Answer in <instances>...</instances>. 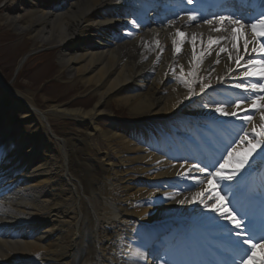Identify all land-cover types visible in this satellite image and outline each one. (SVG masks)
Wrapping results in <instances>:
<instances>
[{"label":"bare ground","instance_id":"1","mask_svg":"<svg viewBox=\"0 0 264 264\" xmlns=\"http://www.w3.org/2000/svg\"><path fill=\"white\" fill-rule=\"evenodd\" d=\"M50 1L63 5V0H8L0 8L6 11L2 21L28 36L35 49L55 50L58 78L81 84L96 101L89 109L75 107V100L51 101L41 108L30 92L15 89L0 74V113L10 101V113L22 111L15 115L29 122L28 131L14 125L10 116L0 125V192L21 179L30 189L27 196L3 202L9 209H0V264H130L137 246L128 237L138 223L175 217L215 222L216 216L202 206L180 203L191 198L192 182L179 188L160 183V178H181L188 168L133 147L121 133L128 128L114 122L108 105L161 120L182 111L205 131L222 118L210 110L214 103L208 96L215 98L217 87L237 82L233 77L242 71L236 69V50L231 61L227 53L217 55L221 47L233 49L225 44L208 55V37L196 35L200 67L191 77L188 73L196 67L193 35L179 39L170 30L116 42L106 36L113 24L104 14L122 1L69 0L65 12L49 13L44 5ZM174 40L182 41L180 52L174 51ZM181 67L185 80L192 81V95L181 79ZM218 77L224 78L223 85ZM201 81L212 84L207 93L201 92ZM208 103L209 108L202 106ZM249 104L241 109H250ZM61 120L73 122V128L55 131L52 123ZM253 123L260 125V113ZM137 179L140 184L135 185ZM6 230L12 231V239L4 237ZM18 232L20 237L13 240Z\"/></svg>","mask_w":264,"mask_h":264},{"label":"snow or ice","instance_id":"2","mask_svg":"<svg viewBox=\"0 0 264 264\" xmlns=\"http://www.w3.org/2000/svg\"><path fill=\"white\" fill-rule=\"evenodd\" d=\"M194 0H187V4L192 5ZM189 21H196L212 24L214 21L220 25L225 22L232 26L231 42L232 47L236 49L235 64L236 69H242L237 73L233 80L237 82L231 85L234 89L243 90V95L231 100L228 103L213 102L214 108L210 109L220 117L234 118L241 121L244 127L241 132L231 141L224 143L223 152L219 149H214L219 153V158L209 160L207 157L202 163L201 161L192 162L186 172L181 175V179L190 181L193 187L188 189L192 193L191 198L187 196L180 201L183 204L186 201L190 204H197L217 218L215 227L224 236L227 243V251L221 253L225 259L220 262H212V264H264V256H258L257 252L264 253V213H262L259 223L256 217L249 211L241 208L243 215L238 213L232 205L233 199L239 204L238 188L243 178L252 171L264 169V3L260 14L251 20H245L243 17L236 16L233 12L217 13L212 16H203L198 11H193L189 14ZM174 20H169L166 23L173 24ZM130 24L139 28L141 25L136 19H132ZM251 29L249 40L247 29ZM237 29L240 31L238 32ZM220 31V28H216ZM128 35H132L131 32ZM177 37H185V33L176 32ZM238 36L243 40V48L245 53H256L258 55H249L243 64L244 56L240 54V49L237 44ZM196 36H192V55L193 61L196 62V67L188 73V76H197L196 69L200 67V61L196 53ZM174 51H181L182 41L174 40ZM221 40L209 38L207 42L208 55L212 54L213 45H220ZM249 44L252 45L249 50ZM220 53H227L228 59H233L232 53L226 47L219 48ZM204 52L200 53L203 57ZM216 64L220 61L217 59ZM233 71L232 69L229 70ZM251 78H258L249 83ZM181 79L185 80L184 70L181 67ZM218 82L223 85L224 78L218 77ZM185 83L191 92L190 80H185ZM212 88L210 82L204 83L201 81V92L207 93ZM251 90V91H250ZM250 99L249 109H241V105L245 104ZM203 98V97H202ZM209 108V104L203 105ZM232 109V110H228ZM238 109L246 114H238ZM256 113H260L261 123L259 127L253 125V119ZM247 125H253L251 131L247 130ZM241 145H246L241 147ZM185 164L189 162L184 161ZM183 167V165H182ZM191 173V175H189ZM180 175V174H178ZM249 199L254 197L249 196ZM175 199V197H171ZM208 201H212L209 203ZM261 202L264 204V192H261ZM226 225V226H224ZM246 246V247H245ZM148 251L145 258L155 255L157 262L154 264H205L204 261H177L172 259L173 252L167 245L150 244L145 245Z\"/></svg>","mask_w":264,"mask_h":264},{"label":"rangeland","instance_id":"3","mask_svg":"<svg viewBox=\"0 0 264 264\" xmlns=\"http://www.w3.org/2000/svg\"><path fill=\"white\" fill-rule=\"evenodd\" d=\"M7 1L0 0V8ZM5 12L0 11V74L6 82L19 91L30 92L31 97L41 108L47 107L48 102L51 101L71 102L73 100L77 108L92 107L96 99L84 93L81 84L67 83L69 81L66 78L63 80L58 78L61 72L58 68L57 53L49 47L35 49L33 41L28 36L18 34L11 24L2 21ZM5 104L4 113L9 115L11 102ZM108 107L113 110L115 120L127 122L146 120L144 117L133 116L127 109L118 108L113 103H109ZM13 120V123L20 125L23 130H29L28 121L20 122V116L17 115L13 117ZM52 125L57 132H68L73 128V122L69 120L54 121Z\"/></svg>","mask_w":264,"mask_h":264}]
</instances>
